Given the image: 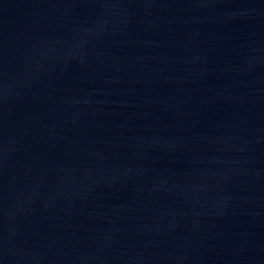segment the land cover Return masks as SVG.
Masks as SVG:
<instances>
[{
  "label": "water",
  "instance_id": "water-1",
  "mask_svg": "<svg viewBox=\"0 0 264 264\" xmlns=\"http://www.w3.org/2000/svg\"><path fill=\"white\" fill-rule=\"evenodd\" d=\"M0 264H264V0H0Z\"/></svg>",
  "mask_w": 264,
  "mask_h": 264
}]
</instances>
